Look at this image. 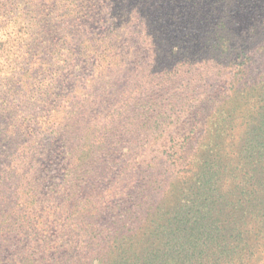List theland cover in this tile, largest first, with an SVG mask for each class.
I'll return each instance as SVG.
<instances>
[{"label": "trees", "instance_id": "16d2710c", "mask_svg": "<svg viewBox=\"0 0 264 264\" xmlns=\"http://www.w3.org/2000/svg\"><path fill=\"white\" fill-rule=\"evenodd\" d=\"M214 1L146 3L186 61L97 52L68 95L40 91L39 139L19 114L31 100L0 97V264H264V66L229 47ZM55 44L34 64L61 58ZM160 53L153 64L178 54ZM52 160L60 194L44 203Z\"/></svg>", "mask_w": 264, "mask_h": 264}, {"label": "rangeland", "instance_id": "374dc122", "mask_svg": "<svg viewBox=\"0 0 264 264\" xmlns=\"http://www.w3.org/2000/svg\"><path fill=\"white\" fill-rule=\"evenodd\" d=\"M151 1L155 0H0V97H7L9 100L17 97L19 100L26 99L27 102L31 100L19 114L20 118L31 119V127L39 139L41 135L38 133L40 126L37 118L44 108L40 91H47L48 85L53 83L56 87L53 91L58 93L55 96L68 95L73 85H80L93 75L97 64L93 57L97 52L113 49L115 53H122V60L133 64L139 61L142 63L145 60L144 53H147L148 64L159 67L186 61L180 59L182 56L177 49L179 45L184 46L180 37L165 35L151 27L150 23L154 19L150 12L147 14L149 10L145 8L146 3ZM202 1L208 3L211 0ZM214 3L217 10L210 16L211 21L213 22L215 15L226 23L231 40L228 42L229 47H238L244 41L247 53H251V56L255 53L253 61L251 60L252 68H262L264 0H215ZM182 10L184 1L179 3L172 15L183 17ZM125 24L126 28H122ZM136 26L141 29L137 30L141 38L135 43V40L129 38L133 33L131 27L137 29ZM213 26L211 29L214 31L216 26ZM164 35L167 43L160 41ZM54 42V47L62 57L57 58L56 56H60L58 54H54V58L48 57V67L37 61L34 64L38 58L36 52L40 51L42 57H47ZM160 51L178 54L169 64L163 61L153 64V59L160 57ZM225 62L226 65H231L230 61ZM201 64L202 59L195 65ZM32 84L35 85L32 87ZM218 92L217 89L211 94L209 101H215ZM33 100L38 102L33 104ZM52 102L49 105L58 104L56 101ZM25 134V139L31 137L28 133ZM42 142L45 147H51L52 137L48 136ZM46 165L47 171L42 181L44 203L46 199L59 196V190L53 191L54 194L51 190L55 187L57 189L61 179L58 161H47ZM49 192L53 194L50 197Z\"/></svg>", "mask_w": 264, "mask_h": 264}]
</instances>
